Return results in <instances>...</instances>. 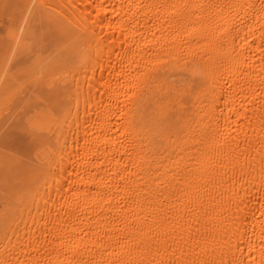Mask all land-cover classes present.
<instances>
[{"label":"bare ground","instance_id":"obj_1","mask_svg":"<svg viewBox=\"0 0 264 264\" xmlns=\"http://www.w3.org/2000/svg\"><path fill=\"white\" fill-rule=\"evenodd\" d=\"M0 24L28 152L0 161V264H264V0H0Z\"/></svg>","mask_w":264,"mask_h":264},{"label":"rangeland","instance_id":"obj_2","mask_svg":"<svg viewBox=\"0 0 264 264\" xmlns=\"http://www.w3.org/2000/svg\"><path fill=\"white\" fill-rule=\"evenodd\" d=\"M5 29H6V26L4 24H0V35H3L5 33V31H6ZM3 61L4 60H2L0 58V71L3 68V64H5V63H3ZM3 70H4V68H3ZM42 92H45V91L42 90ZM3 134H4V129L1 127L0 128V161L1 160H4V161L5 160H11L14 151L17 152L18 155H24V154L28 153L27 151L24 150V142L20 138H18L16 143L14 144L11 135H7L8 137L11 138V142H9V140L8 139L6 140V136H4ZM22 135L25 136L24 132H22ZM15 136L21 137L19 134H15ZM2 172H3V170L0 169V177H1Z\"/></svg>","mask_w":264,"mask_h":264}]
</instances>
